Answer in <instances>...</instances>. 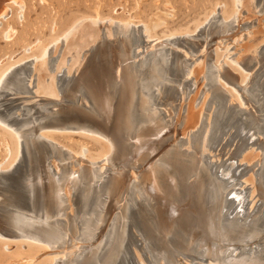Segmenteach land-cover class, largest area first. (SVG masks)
<instances>
[{"label":"bare ground","instance_id":"bare-ground-1","mask_svg":"<svg viewBox=\"0 0 264 264\" xmlns=\"http://www.w3.org/2000/svg\"><path fill=\"white\" fill-rule=\"evenodd\" d=\"M72 1L0 0V264H264V0Z\"/></svg>","mask_w":264,"mask_h":264},{"label":"rangeland","instance_id":"rangeland-1","mask_svg":"<svg viewBox=\"0 0 264 264\" xmlns=\"http://www.w3.org/2000/svg\"><path fill=\"white\" fill-rule=\"evenodd\" d=\"M102 1H103V3H102ZM166 1L170 2V5L172 6L171 10L166 9V7L164 6V3ZM184 1L185 0H155V2L157 3L156 4V3H154V0H110V1L109 0H74V1H72V3H70L69 8L62 14V16H60L58 21L62 25L65 24L66 25L65 27H67L68 25L73 24L78 19H80L82 17H86V16H96L97 15V16H100L102 18H107L108 16H111L113 18L122 19L124 21L129 20L130 22H135L138 19H140L144 22H147V21L151 22V20L154 21L157 18V19L163 20L165 22V24L157 26V28H155V30H154L155 33L161 35V34L169 33L170 31H175V30L184 31V30L193 28L192 26H193V22L195 21L196 15L191 14L189 12H185L182 9L183 8L182 5H183ZM89 2H90V4H89ZM99 2H100V4H99ZM102 6H105L108 9H105V7H102ZM101 7H102V10H101ZM124 8H126V10ZM154 8H156V9H154ZM113 10L114 11L116 10V11L113 12ZM125 12H126V14H125ZM162 12L163 13H169V15L167 14L168 16H166V14L164 15ZM191 16H193V17H191ZM169 18H171V19H169ZM189 18H190V20H189ZM171 20H173V21H171ZM168 22H171V23H168ZM184 24H185V26H184ZM65 27H62V28H65ZM2 45H3V43H2ZM0 114L2 115V113H0ZM4 116H5V114H3V116H0L1 117L0 122L6 124L4 121L5 120ZM9 126L15 132L16 135L20 134L18 131L19 129L16 127L17 125L9 124ZM21 139H22V137L20 136V141H21ZM6 160H8V159L7 158L4 159L3 154L0 153V163L3 161V165H2L3 167H6L8 165V162L10 159L8 161H6ZM38 212L39 211H37V213ZM37 213L34 214V215H36L34 218L37 220H39V219L41 220V213L40 212L38 214ZM86 215L87 214H85V216ZM39 216H40V218H39ZM262 217H263L262 214L258 215L257 221L255 223L257 225V227H261L262 225L264 226V217L263 218ZM79 218H81V217H79ZM260 218H262V219H260ZM259 220H261L262 222ZM43 221H44V219H43ZM77 223L81 229L83 226V224H82L83 221L77 219L76 224Z\"/></svg>","mask_w":264,"mask_h":264}]
</instances>
